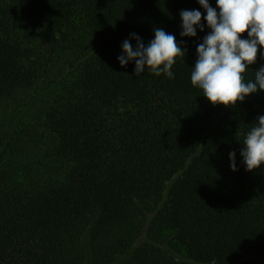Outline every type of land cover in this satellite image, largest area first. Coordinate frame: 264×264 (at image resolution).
<instances>
[{
    "label": "trees",
    "instance_id": "trees-1",
    "mask_svg": "<svg viewBox=\"0 0 264 264\" xmlns=\"http://www.w3.org/2000/svg\"><path fill=\"white\" fill-rule=\"evenodd\" d=\"M183 10L202 14L196 37ZM206 15L198 0H0V170L20 167L0 184V264H85L86 234L95 264L142 234L118 264H264V165L241 155L264 91L224 107L192 85ZM157 28L186 54L173 77L122 67L123 42ZM261 67L264 47L244 81Z\"/></svg>",
    "mask_w": 264,
    "mask_h": 264
},
{
    "label": "clouds",
    "instance_id": "clouds-1",
    "mask_svg": "<svg viewBox=\"0 0 264 264\" xmlns=\"http://www.w3.org/2000/svg\"><path fill=\"white\" fill-rule=\"evenodd\" d=\"M205 9L207 26L211 30L197 46L198 59L191 72V83L203 90V96L214 106H236L246 97L264 91V67L255 71V82L244 81L243 74L256 63L258 51L264 47V0H216L219 12L209 0H198ZM182 37H196L197 27L204 31L199 10H183ZM245 34L249 39H242ZM154 39L145 46L133 34L137 46L130 41L122 44V67L135 62V75L151 70L155 75L173 77L172 68L178 56H186L181 44L161 28L154 30ZM247 133L241 155L248 171L264 165V116ZM231 167L236 171V153L229 154Z\"/></svg>",
    "mask_w": 264,
    "mask_h": 264
},
{
    "label": "rangeland",
    "instance_id": "rangeland-1",
    "mask_svg": "<svg viewBox=\"0 0 264 264\" xmlns=\"http://www.w3.org/2000/svg\"><path fill=\"white\" fill-rule=\"evenodd\" d=\"M20 172V167H10V168H6V169H2L0 170V184H3L5 182H9L13 179H15L17 177V175L19 174ZM176 179V177H175ZM173 179L171 182L168 183V187H167V191L161 201V203L159 204V208L162 207V205L166 202L167 200V195H168V190L170 188V186L172 185V183L174 182ZM153 217V214H150L149 215V219H152ZM146 241V236L145 234H142L138 239L137 241L135 242V244L131 247V249L129 250V252L127 254H124V255H119L117 256V258L111 262L110 264H118L120 263L122 260H124L126 257L130 256V254L132 253V251L137 247L139 246L140 244L144 243ZM82 245L85 249V253H86V259H85V264H95L94 261H93V254H92V250H91V247H90V241H89V234H86L83 238V241H82ZM161 247L171 253V254H174L175 256L179 257V258H183L181 255L179 254H176L171 248L170 246L167 244V243H163L161 245Z\"/></svg>",
    "mask_w": 264,
    "mask_h": 264
}]
</instances>
